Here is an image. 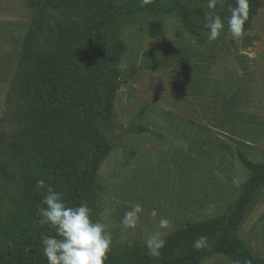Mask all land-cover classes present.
<instances>
[{"label": "rangeland", "instance_id": "374dc122", "mask_svg": "<svg viewBox=\"0 0 264 264\" xmlns=\"http://www.w3.org/2000/svg\"><path fill=\"white\" fill-rule=\"evenodd\" d=\"M105 1L110 11H128L133 20L104 22L96 34L104 54L120 40L127 44L120 88L109 116L98 122L110 147L95 171L104 186L97 216L112 232L115 247L143 243L158 230L160 218L171 222L168 235L188 222L221 214L250 179L237 161L238 148L264 162V0L250 5L243 34L236 39L222 15L235 0H217L215 9L208 8V0H149L144 6L142 0ZM30 2L0 0L2 140H9L15 128L10 87L35 13ZM86 7L87 0H66L58 17L78 23ZM180 10L193 25L219 15L224 20L220 36L209 41L208 30H200L201 37H194L182 26ZM157 22L164 25V34L150 38L148 28ZM136 124L151 133H129ZM14 188L0 177V216ZM136 203L144 211L136 228L125 230L124 212ZM231 232L264 262V188ZM205 264L233 263L217 256Z\"/></svg>", "mask_w": 264, "mask_h": 264}, {"label": "trees", "instance_id": "16d2710c", "mask_svg": "<svg viewBox=\"0 0 264 264\" xmlns=\"http://www.w3.org/2000/svg\"><path fill=\"white\" fill-rule=\"evenodd\" d=\"M30 1L35 13L10 87L15 128L9 140L0 138L5 155L0 177L15 186V196L0 216V264H47L41 236L55 232L39 223L37 208L49 186L69 206L86 203L91 218L99 220L98 196L104 186L95 171L110 140L98 122L109 116L120 88L127 44L120 40L104 54L96 34L104 22L133 21L128 11H110L105 0H87L86 15L78 23L58 17L66 0ZM254 1L249 0V7ZM234 6L222 15L229 16ZM179 13L182 26L194 37L208 30L205 24L193 25L185 10ZM164 31L161 22L150 24L148 36L158 38ZM145 112L146 107L139 120ZM128 132L151 133L144 124L132 125ZM236 155L250 179L221 214L168 234L159 259L149 257L144 243L132 242L112 247L105 264H205L217 256L233 264H264L231 232L264 188V162L252 160L241 148ZM41 179L44 188L37 186ZM201 236L206 246L197 250L193 244Z\"/></svg>", "mask_w": 264, "mask_h": 264}, {"label": "clouds", "instance_id": "9594fccd", "mask_svg": "<svg viewBox=\"0 0 264 264\" xmlns=\"http://www.w3.org/2000/svg\"><path fill=\"white\" fill-rule=\"evenodd\" d=\"M149 0H142V5ZM217 0H208V8L215 9ZM249 0H235V6L229 8L230 15L226 17L227 28L234 39L242 36L245 22L248 20ZM205 27L208 29V40H216L224 28V20L219 15L206 17ZM37 186L45 187L44 180H38ZM38 206L37 215L41 225L54 229L55 235L41 236V247L47 264H105L113 244L112 232L104 222L91 218V209L84 203L69 206L63 199V194L51 186L47 187ZM144 209L136 203L124 212L121 224L125 230L135 229ZM152 217L158 215L151 211ZM171 222L160 218L158 230L149 232L143 241L147 254L159 259L162 249L166 246L167 229ZM124 242L123 239L121 241ZM131 243V242H129ZM206 246V237H199L193 247L197 250Z\"/></svg>", "mask_w": 264, "mask_h": 264}]
</instances>
